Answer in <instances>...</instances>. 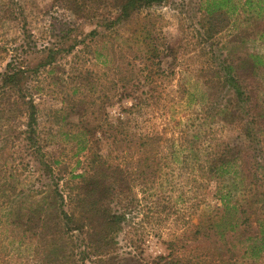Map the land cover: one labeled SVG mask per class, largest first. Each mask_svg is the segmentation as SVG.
I'll use <instances>...</instances> for the list:
<instances>
[{
    "label": "rangeland",
    "instance_id": "obj_1",
    "mask_svg": "<svg viewBox=\"0 0 264 264\" xmlns=\"http://www.w3.org/2000/svg\"><path fill=\"white\" fill-rule=\"evenodd\" d=\"M212 1L225 2L217 17L207 13ZM117 5L116 0H0V84L10 62L20 61L34 69L49 49L54 53L55 61L28 79L27 93L38 110L39 146L44 162L54 170L55 185L63 195L69 194V187L79 181L75 175L85 170L86 147L94 142L107 153L105 137L113 133L118 118L129 120L123 111L132 106L134 97L151 103L141 113L130 114L137 133H178L188 116L194 125L205 122L202 131L210 136L226 144L240 143L252 177L243 171L239 187L248 202H260L264 191V0H165L113 25L119 15ZM78 7L81 11L75 12ZM229 64L257 107L259 144L233 122L216 116V111L200 112L213 99L222 108L231 103L230 95L215 88L223 86L218 77ZM179 88L191 94L190 103L185 95L179 96ZM14 98L0 94V187L9 183L24 194L15 207H48L53 203L54 179L31 157L23 135L24 110L8 104ZM243 117L250 119V115ZM87 127L92 136L85 133ZM193 167L190 161L187 168L168 172L165 189L150 193L143 192L141 180L131 182L129 193L114 205L127 213L123 230L86 263L264 264V255L254 259L239 252L256 226L227 236L222 249L214 244V237L204 244L203 238H192L198 216L213 215L221 206L215 183L196 189L189 177ZM251 179L253 190L245 195L243 188ZM0 216L5 219L3 210ZM6 229H0V247H8L9 253L0 256V264H43L35 241L21 244L9 239L13 235ZM11 246L20 250L15 252Z\"/></svg>",
    "mask_w": 264,
    "mask_h": 264
},
{
    "label": "trees",
    "instance_id": "obj_2",
    "mask_svg": "<svg viewBox=\"0 0 264 264\" xmlns=\"http://www.w3.org/2000/svg\"><path fill=\"white\" fill-rule=\"evenodd\" d=\"M85 1V0H83ZM119 15L115 22L120 23L131 18L132 13L142 8L152 7L163 3L165 0H116ZM77 4V2H76ZM78 6V4H77ZM225 2L212 1L207 5L209 16L217 17L223 13ZM75 12L81 8L73 9ZM222 11V12H221ZM71 46L69 50H72ZM48 56L34 69H27L20 61H13L7 65L6 72L2 75L0 94L15 95L8 101L11 107H21L27 119V128L24 138L31 150V157L41 164L42 171L49 178L54 179V189L51 188L53 203L48 207L26 208L17 205L18 198L24 194L18 193L9 183H3L0 187V210L5 212V219L0 216V229H6L21 244L26 241H35L36 254L40 256L43 264H87L92 255L101 253L104 246L109 247L115 236L123 230L127 221V213L117 211L115 204L131 190V182L136 184L138 180L143 192H151L152 189H165V178L168 172L187 168L192 161L194 167L190 174L191 182L196 184V189L204 188L215 183V197L221 201L217 213L213 215H199L193 237L195 241L203 238V244L214 237L216 246L222 245L227 236L237 234L246 227L256 226L254 235H249L239 252L243 257L259 259L264 255V191L260 194V202H248L242 195L239 184L243 180V171L249 178L252 172L248 168V162L242 157L245 149L240 143L234 145L222 142L221 138L210 136L209 132H203L204 123L194 125V119L186 117V124L182 125L178 133L163 134L162 131L144 132L134 131L130 114L141 113L143 108L149 106L148 99L132 98V106L124 109L129 120L118 118L112 125L115 130L105 139L108 141L107 153H102L95 146L86 147L87 162L83 173L75 175L79 181L69 187V194L63 195L59 186L55 185L54 170L43 160L39 146L37 131V107L33 96L28 95V79L55 61L54 53L49 49ZM250 59H253L252 57ZM255 61L253 67L259 64ZM225 73L219 80L223 81L222 88L231 96V103L222 108L216 101L204 104L200 112L208 114L210 111L223 119L233 122L237 128L249 140L261 143L256 135L257 117L254 113L257 107L252 106L251 98L240 83L236 68L225 65ZM256 68V67H255ZM32 75V76H33ZM150 74H147L148 79ZM180 94L185 95L187 103L191 98L188 90L179 88ZM148 94V93H147ZM216 96V93L214 94ZM212 95V97L214 96ZM149 98L153 97L149 95ZM29 98V99H28ZM249 116L245 121L243 116ZM126 118V117H125ZM244 119L245 123L241 120ZM8 121V120H7ZM192 122V123H190ZM131 125H130V124ZM87 132V133H86ZM86 134L92 136L91 129L86 128ZM101 139H97L99 141ZM98 148V149H97ZM123 154L120 157L118 154ZM173 164H179L176 167ZM168 170V171H167ZM253 180L243 188L245 195H251ZM12 191V192H11ZM247 201V202H246ZM198 204L196 208H198ZM15 208V209H14ZM19 230L20 233H15ZM211 232L213 234L210 236ZM21 234V235H20ZM16 236V237H15ZM15 252L19 251L11 246ZM221 248V247H220ZM222 249V248H221ZM11 249V252L13 251ZM78 250V255L76 251ZM225 250V249H224ZM223 250V251H224ZM229 253H235L234 249H228ZM9 253L8 247H0V256L3 258ZM13 253H11L12 255ZM207 256H210L209 253ZM221 256V255H217ZM79 257V258H76Z\"/></svg>",
    "mask_w": 264,
    "mask_h": 264
}]
</instances>
